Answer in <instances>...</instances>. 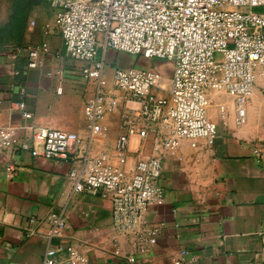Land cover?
<instances>
[{
  "label": "crops",
  "instance_id": "obj_1",
  "mask_svg": "<svg viewBox=\"0 0 264 264\" xmlns=\"http://www.w3.org/2000/svg\"><path fill=\"white\" fill-rule=\"evenodd\" d=\"M37 9L29 18L36 26L28 25L22 47L45 40L50 52L30 69L27 54L11 61L16 47L9 41L0 45L1 119L24 141H31L36 131L60 129L78 134L81 142L65 161L0 151V264H42L50 243L49 219L62 213L66 229L52 245L74 246L90 264H173L179 258L183 264H264V154L254 153L264 141L263 93L256 88L241 124L233 99L212 93L209 117L218 132L212 140H199L196 147L183 139L170 153L156 150L153 133L146 139L130 137L126 167L161 158L166 192V200L145 214L159 233L141 251L134 237L113 230L109 200L74 191L70 171L102 154L114 160L116 142L126 131L117 113L101 123L105 135L92 133L84 106L94 95L95 83L82 77L81 65L65 60L58 31L44 38L41 27L53 21V11L49 7L48 14H39ZM148 66L157 67H143ZM164 87L170 90L171 78ZM21 103L30 119L19 110ZM13 161L20 168L11 177L7 165ZM32 218L37 222L30 223Z\"/></svg>",
  "mask_w": 264,
  "mask_h": 264
},
{
  "label": "built area",
  "instance_id": "obj_2",
  "mask_svg": "<svg viewBox=\"0 0 264 264\" xmlns=\"http://www.w3.org/2000/svg\"><path fill=\"white\" fill-rule=\"evenodd\" d=\"M48 1L53 21L42 25V35L46 39L58 31L67 57L83 63L82 77L95 83L94 95L84 106L92 133L105 135L101 123L117 113H121L126 131L116 142L114 160L105 154L86 160L83 167L70 171L69 178L75 192L109 200L113 230L134 237L137 248L144 251L159 233L145 214L166 200L161 183L163 162L152 157L127 168L130 137L146 139L153 133L156 150L170 153L183 139L193 147L199 140L214 139L218 125L209 117L214 92L229 95L237 121H246L247 105L259 78L264 95V0ZM29 25L35 27L36 22ZM108 51L171 63L169 95L158 94L163 90L162 74L155 66L117 67L107 77ZM49 52V43L44 40L16 47L9 58L16 61L20 54H27L28 68L35 69ZM18 108L24 117H32L25 112L24 103ZM1 116L0 109V151L29 152L33 157L65 161L73 146L81 142L78 134L60 129L36 131L31 141H24L3 124ZM163 129L170 132L165 135ZM254 153L264 154V141ZM19 168L13 161L7 172L14 177ZM36 222L30 219V223ZM49 223L50 243L42 264H90L76 247L52 245L66 229L64 214L52 215ZM173 264H183V260L175 259Z\"/></svg>",
  "mask_w": 264,
  "mask_h": 264
},
{
  "label": "rangeland",
  "instance_id": "obj_3",
  "mask_svg": "<svg viewBox=\"0 0 264 264\" xmlns=\"http://www.w3.org/2000/svg\"><path fill=\"white\" fill-rule=\"evenodd\" d=\"M19 2H20V0H0V25H3V24L8 22L9 17L14 12L15 7H16L17 3H19ZM34 9H36V8H34ZM37 10H38L39 14H41V13L48 14L46 9H44V8H38ZM255 11H258V10H255ZM29 22L30 21H28V25H29ZM49 22H51V21H49ZM11 38L12 39L10 41L12 43H10V44L13 45V43L18 42L19 34L15 35L14 37H11ZM102 55H103V52L100 51L99 58H101ZM65 60L73 62V64H75L77 67H79V65H81V67H83V65H84L83 63L73 61V60L69 59L68 57H66ZM105 62L107 65L106 70L108 71L107 77H109V78L111 77L113 70L117 67H121V68L143 67L145 64L151 63L153 65V63H154L157 66V69L162 74V79L160 82V88L164 90L165 89L164 83L165 84L170 83V78L172 75V65H171V63H169L167 61L150 60V62L148 63L147 61H145L140 56L134 57V56L125 54L123 52H117L116 53L113 51H108L106 53ZM148 67H150V66H148ZM262 81L263 80L261 78H259L257 81V84H256V88L258 89V91H260V93L262 92V90H261ZM256 88H255V90H256ZM115 94H118V91H116ZM158 94L163 95V96L169 95V93L166 91V89H165V91L159 90Z\"/></svg>",
  "mask_w": 264,
  "mask_h": 264
},
{
  "label": "trees",
  "instance_id": "obj_4",
  "mask_svg": "<svg viewBox=\"0 0 264 264\" xmlns=\"http://www.w3.org/2000/svg\"><path fill=\"white\" fill-rule=\"evenodd\" d=\"M50 3L48 0H20L17 3L14 12L9 17L7 23L0 25V45L12 39L19 34L18 42L13 43V47H22L24 34L28 27V21L31 12L34 8L49 9Z\"/></svg>",
  "mask_w": 264,
  "mask_h": 264
}]
</instances>
